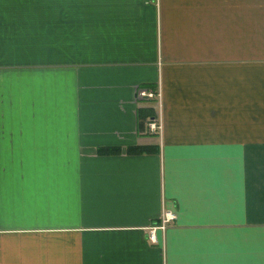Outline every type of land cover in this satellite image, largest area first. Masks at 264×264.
<instances>
[{"label": "crops", "instance_id": "0c3cea01", "mask_svg": "<svg viewBox=\"0 0 264 264\" xmlns=\"http://www.w3.org/2000/svg\"><path fill=\"white\" fill-rule=\"evenodd\" d=\"M0 51L53 59L71 114L70 163L0 165V264H264V120L237 79L264 77V0H0ZM160 87L148 132L136 90ZM22 135L0 155L25 156Z\"/></svg>", "mask_w": 264, "mask_h": 264}, {"label": "rangeland", "instance_id": "374dc122", "mask_svg": "<svg viewBox=\"0 0 264 264\" xmlns=\"http://www.w3.org/2000/svg\"><path fill=\"white\" fill-rule=\"evenodd\" d=\"M38 4V3H36ZM47 4H53V0H47ZM51 6V5H49ZM48 6V7H49ZM21 47V46H15ZM47 52L52 53L54 50V45H48L47 46ZM262 48L261 45L257 46L256 48ZM38 46H33L30 48L31 55L38 54ZM263 49V48H262ZM23 50H21L22 52ZM23 53V52H22ZM256 53V56L262 54ZM0 54L2 52L0 51ZM17 53H10L5 54L3 52V56L0 55V58L2 57H8L12 56L7 62L0 60V134L2 136L0 138H3L4 135L9 134L10 138L9 143H15L14 137H19L22 139L21 136L24 134L26 137H23L24 142L26 143L24 145V149H27L25 151V156H8L5 155L7 153L6 150H4L3 154L0 155V165L3 166H9V165H51L54 167L55 164L57 166L62 165L64 167L65 163H70L71 158H65L61 156H57V151L55 148V141L56 136L60 135V129H59V122L61 118L63 120H66L67 117L71 116L69 108H67L60 100L61 98V84L62 79L59 76H56L55 69L53 68V59L47 60V67L43 68L41 70L39 69V62L38 60L33 61H16L14 60V56ZM256 63L255 64H261L264 61H257L256 57ZM52 63V64H49ZM19 65H22V68H31L26 70L17 69L15 71L6 70L9 68H15ZM258 67V66H255ZM35 68V69H33ZM242 67H239V76L238 81L241 84L242 82L246 83L255 82V89L256 86H258V92L257 95H255V101L259 104L256 108L255 101L252 102L253 106H251L252 111H254V115L257 117V119L264 120L263 118V106L262 103L264 101V77L263 76H256L255 80L249 81L252 78L249 77V80L247 79L246 75L243 74L241 71ZM260 70H263L262 66L258 67ZM37 69V70H36ZM14 72V73H13ZM218 79V78H217ZM64 81V78H63ZM218 83V82H217ZM209 85V84H208ZM239 88V87H238ZM254 89V92H255ZM153 92V101H156V107H155V122L154 118H148L146 120V123L148 124V128L146 130H149L148 132H151L152 127L149 125L150 123H154V131L155 129L162 133L163 131V118H164V91L162 87L159 89H150ZM208 90L211 92L212 86L208 88ZM137 91V90H136ZM240 92V90H239ZM250 94L251 92L248 91ZM241 93V92H240ZM59 94V95H58ZM221 95V96H220ZM243 95V94H242ZM138 96V95H137ZM244 96V95H243ZM218 97V101H220L224 105H229L230 102V91L228 92L227 96L222 95V93H219L216 95ZM243 104H246L248 101L247 96L242 97L241 99ZM240 101V99H239ZM256 125H261L256 122ZM212 131H214V126L210 127ZM14 134V135H13ZM29 139L33 142L30 143ZM11 140V141H10ZM37 140L40 141V144L38 145L36 142ZM46 142L47 148L44 147L43 142ZM21 143L23 141H20ZM3 143L7 144V141H3ZM30 145V146H29ZM12 148V146H10ZM53 170V169H52ZM9 175L8 173H4V176ZM54 175V173H53ZM164 210H162V214H160V224L161 220L164 217L166 213L171 214L172 212L167 210L163 213ZM239 214L241 216L242 212L239 211ZM173 220V219H172ZM160 224H157L155 226H151L149 231L153 230V228H157L156 226H159ZM156 231V229H155ZM155 236V232H154ZM156 239V238H155Z\"/></svg>", "mask_w": 264, "mask_h": 264}, {"label": "built area", "instance_id": "2783aa9c", "mask_svg": "<svg viewBox=\"0 0 264 264\" xmlns=\"http://www.w3.org/2000/svg\"><path fill=\"white\" fill-rule=\"evenodd\" d=\"M153 93H156V92H153L150 89L139 88L137 90L138 97H142V98H153ZM149 125L152 127V131H153L155 124L150 123ZM155 131H157V130L155 129ZM173 218H175V217L172 213L171 214L166 213L161 220V224L159 226H156V227L164 229L167 226V224L172 221ZM155 229L156 228H153V230H151L150 234H149L150 239H152L153 241L156 240L155 236H154Z\"/></svg>", "mask_w": 264, "mask_h": 264}, {"label": "trees", "instance_id": "16d2710c", "mask_svg": "<svg viewBox=\"0 0 264 264\" xmlns=\"http://www.w3.org/2000/svg\"><path fill=\"white\" fill-rule=\"evenodd\" d=\"M138 116L140 117H153L154 116V110L153 108H140L138 111ZM150 147H139L138 146V151H149ZM103 152L107 151V148H102Z\"/></svg>", "mask_w": 264, "mask_h": 264}]
</instances>
